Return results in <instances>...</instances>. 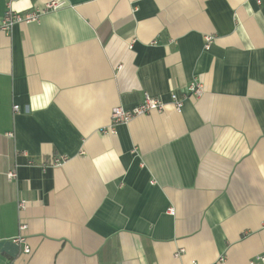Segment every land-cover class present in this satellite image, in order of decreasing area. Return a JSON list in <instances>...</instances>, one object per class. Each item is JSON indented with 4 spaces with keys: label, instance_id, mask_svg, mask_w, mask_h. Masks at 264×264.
<instances>
[{
    "label": "crops",
    "instance_id": "0c3cea01",
    "mask_svg": "<svg viewBox=\"0 0 264 264\" xmlns=\"http://www.w3.org/2000/svg\"><path fill=\"white\" fill-rule=\"evenodd\" d=\"M64 1L0 31V264L264 256V1ZM194 81L204 95L177 111ZM146 95L162 113L103 133Z\"/></svg>",
    "mask_w": 264,
    "mask_h": 264
},
{
    "label": "built area",
    "instance_id": "2783aa9c",
    "mask_svg": "<svg viewBox=\"0 0 264 264\" xmlns=\"http://www.w3.org/2000/svg\"><path fill=\"white\" fill-rule=\"evenodd\" d=\"M18 0H7L9 10L6 12L3 19L0 21V31L4 33H11L12 29L15 25L19 24H30L38 22L42 16L46 15L50 12H56L64 7H66V2L64 0H51L47 4H45L44 7L41 8H33V10L24 12V13H18L11 9V5ZM264 0H257L259 4H261ZM213 41V37L207 36L205 38V50H208L210 48V45ZM204 95V88L201 83L198 81L192 82L189 87L188 91L185 95L182 97L177 96L176 94H172L171 96V102L177 109V111H181L184 101L189 98H196L200 99ZM165 108V103L158 98L152 97L150 95H146L145 98L134 108L127 110L123 107H115L111 111V123L110 126L103 130V133H111L115 134L116 127L123 124H128L131 122L134 118L141 117L144 115H148L152 112H158L162 113ZM20 108L19 106H14V111L19 112ZM10 137H12V134H9ZM68 160L65 156H56L50 160L48 163L51 167H58L65 163ZM16 173L14 171H11L8 174V179L14 180L16 179ZM26 203L21 202L19 203V209L24 210L26 208ZM174 211L170 210V214H173ZM27 229V225L21 224L20 230L25 231ZM16 242L18 243H25V239L23 237H19L16 239ZM183 250H181L179 253L176 254L178 257ZM24 253L29 255L31 253L30 247L26 246ZM224 261V259H219V262ZM250 264H264V256L259 255L254 257Z\"/></svg>",
    "mask_w": 264,
    "mask_h": 264
}]
</instances>
